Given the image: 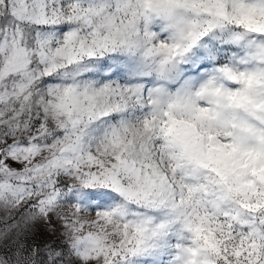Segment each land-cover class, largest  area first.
I'll use <instances>...</instances> for the list:
<instances>
[{
  "label": "snow or ice",
  "instance_id": "snow-or-ice-1",
  "mask_svg": "<svg viewBox=\"0 0 264 264\" xmlns=\"http://www.w3.org/2000/svg\"><path fill=\"white\" fill-rule=\"evenodd\" d=\"M0 264H264V0H0Z\"/></svg>",
  "mask_w": 264,
  "mask_h": 264
}]
</instances>
